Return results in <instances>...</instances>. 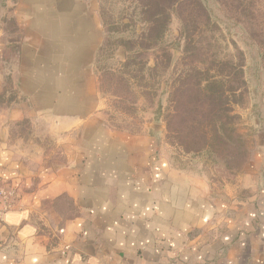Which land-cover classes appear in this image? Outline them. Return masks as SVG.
<instances>
[{
  "label": "crops",
  "instance_id": "1",
  "mask_svg": "<svg viewBox=\"0 0 264 264\" xmlns=\"http://www.w3.org/2000/svg\"><path fill=\"white\" fill-rule=\"evenodd\" d=\"M37 1L0 24V264H264V182L213 203L155 134L109 126L96 9Z\"/></svg>",
  "mask_w": 264,
  "mask_h": 264
},
{
  "label": "rangeland",
  "instance_id": "2",
  "mask_svg": "<svg viewBox=\"0 0 264 264\" xmlns=\"http://www.w3.org/2000/svg\"><path fill=\"white\" fill-rule=\"evenodd\" d=\"M33 1L0 0V24L17 32V9ZM80 3L104 29L93 66L109 126L155 134L159 157L213 203L258 191L264 0L182 1L163 27H150L139 0Z\"/></svg>",
  "mask_w": 264,
  "mask_h": 264
},
{
  "label": "trees",
  "instance_id": "3",
  "mask_svg": "<svg viewBox=\"0 0 264 264\" xmlns=\"http://www.w3.org/2000/svg\"><path fill=\"white\" fill-rule=\"evenodd\" d=\"M142 6V10L145 14H149L148 20L151 26H164L169 22V16L172 8L176 7L179 3L186 0H139ZM222 96V94H220ZM215 100V98L210 97Z\"/></svg>",
  "mask_w": 264,
  "mask_h": 264
},
{
  "label": "built area",
  "instance_id": "4",
  "mask_svg": "<svg viewBox=\"0 0 264 264\" xmlns=\"http://www.w3.org/2000/svg\"><path fill=\"white\" fill-rule=\"evenodd\" d=\"M15 197L16 191L0 180V220L8 210L14 208Z\"/></svg>",
  "mask_w": 264,
  "mask_h": 264
}]
</instances>
